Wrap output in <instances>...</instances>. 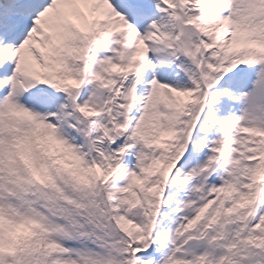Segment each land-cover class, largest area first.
Listing matches in <instances>:
<instances>
[{
    "label": "snow or ice",
    "instance_id": "1",
    "mask_svg": "<svg viewBox=\"0 0 264 264\" xmlns=\"http://www.w3.org/2000/svg\"><path fill=\"white\" fill-rule=\"evenodd\" d=\"M0 264H264V0H0Z\"/></svg>",
    "mask_w": 264,
    "mask_h": 264
}]
</instances>
